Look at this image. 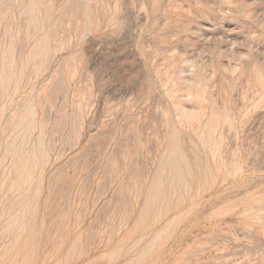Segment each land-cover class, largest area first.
<instances>
[{
    "label": "rangeland",
    "instance_id": "1",
    "mask_svg": "<svg viewBox=\"0 0 264 264\" xmlns=\"http://www.w3.org/2000/svg\"><path fill=\"white\" fill-rule=\"evenodd\" d=\"M0 264H264V0H0Z\"/></svg>",
    "mask_w": 264,
    "mask_h": 264
},
{
    "label": "bare ground",
    "instance_id": "2",
    "mask_svg": "<svg viewBox=\"0 0 264 264\" xmlns=\"http://www.w3.org/2000/svg\"><path fill=\"white\" fill-rule=\"evenodd\" d=\"M176 154H177V153H176ZM171 161H172V159L170 160V162H171ZM174 161H176V159H175ZM178 161H179V159H178L176 162H178ZM176 165H178V166H179V164H176ZM176 165H175V166H176Z\"/></svg>",
    "mask_w": 264,
    "mask_h": 264
}]
</instances>
